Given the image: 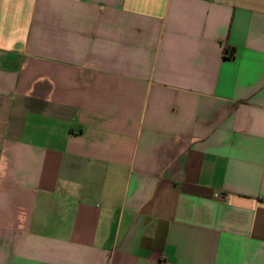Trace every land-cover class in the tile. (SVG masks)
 Returning <instances> with one entry per match:
<instances>
[{
	"label": "crops",
	"instance_id": "1",
	"mask_svg": "<svg viewBox=\"0 0 264 264\" xmlns=\"http://www.w3.org/2000/svg\"><path fill=\"white\" fill-rule=\"evenodd\" d=\"M0 264H264V0H0Z\"/></svg>",
	"mask_w": 264,
	"mask_h": 264
},
{
	"label": "trees",
	"instance_id": "2",
	"mask_svg": "<svg viewBox=\"0 0 264 264\" xmlns=\"http://www.w3.org/2000/svg\"><path fill=\"white\" fill-rule=\"evenodd\" d=\"M225 54H227V51L225 52Z\"/></svg>",
	"mask_w": 264,
	"mask_h": 264
}]
</instances>
